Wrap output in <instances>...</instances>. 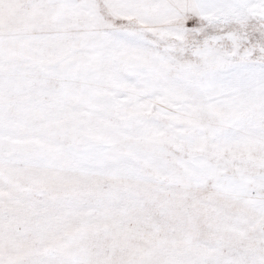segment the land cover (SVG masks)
Listing matches in <instances>:
<instances>
[{"label": "snow or ice", "instance_id": "obj_1", "mask_svg": "<svg viewBox=\"0 0 264 264\" xmlns=\"http://www.w3.org/2000/svg\"><path fill=\"white\" fill-rule=\"evenodd\" d=\"M0 264H264V0H0Z\"/></svg>", "mask_w": 264, "mask_h": 264}]
</instances>
